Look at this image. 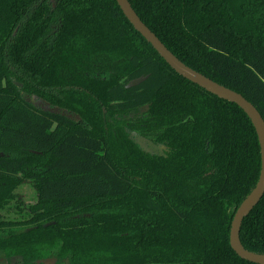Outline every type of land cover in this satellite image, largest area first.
I'll list each match as a JSON object with an SVG mask.
<instances>
[{"label":"trees","instance_id":"trees-1","mask_svg":"<svg viewBox=\"0 0 264 264\" xmlns=\"http://www.w3.org/2000/svg\"><path fill=\"white\" fill-rule=\"evenodd\" d=\"M129 1L178 58L264 118V0ZM27 96L57 99L80 120ZM260 170L248 115L173 70L116 0H0L1 256L255 264L232 249L230 229ZM25 183L33 204L17 194ZM240 237L264 253V196Z\"/></svg>","mask_w":264,"mask_h":264},{"label":"water","instance_id":"water-1","mask_svg":"<svg viewBox=\"0 0 264 264\" xmlns=\"http://www.w3.org/2000/svg\"><path fill=\"white\" fill-rule=\"evenodd\" d=\"M120 6L123 14L133 25L134 29L138 31L148 43L158 52V54L175 70L179 75L193 82L194 84L205 89L209 93L218 96L221 99L237 104L250 118L260 144L261 153V170L259 179L255 187L243 199L236 209L230 229V245L239 257L255 264H264V253L254 252L247 249L240 237L241 227L244 219L250 212L258 205L264 196V118L258 108L250 102L243 94L213 80L205 74L195 70L180 58H178L162 41L161 39L143 22L137 12L134 10L129 0H116ZM147 77H140L132 80L128 87L136 86L144 81ZM36 98V97H35ZM36 105V103H34ZM45 111L55 113L58 108L51 107L50 104H45ZM148 107V106H146ZM64 115V114H63ZM134 141L141 149L150 154L163 153L165 146L158 145L152 140L138 134L132 133Z\"/></svg>","mask_w":264,"mask_h":264},{"label":"flooded vegetation","instance_id":"flooded-vegetation-1","mask_svg":"<svg viewBox=\"0 0 264 264\" xmlns=\"http://www.w3.org/2000/svg\"><path fill=\"white\" fill-rule=\"evenodd\" d=\"M27 99L29 101L36 103V105L40 109H42L43 111H45V108H46L45 104L47 103V104H50L51 107L58 108L57 112H55L53 114H61V115L64 114V116H67V117L74 119L76 121L80 120V117L78 115H76L74 112H72V110H68L67 108H65L63 106H59L60 102L57 99H53L52 102L45 100L43 96H41L40 98L39 97L32 98V97L27 96ZM133 132L134 131L131 132V138L134 139V137L132 135ZM0 264H20V263L17 261V258L15 256L6 258V257L0 255ZM36 264H68V263L67 262H59L57 260V258H55V257H47V258L37 260Z\"/></svg>","mask_w":264,"mask_h":264},{"label":"rangeland","instance_id":"rangeland-1","mask_svg":"<svg viewBox=\"0 0 264 264\" xmlns=\"http://www.w3.org/2000/svg\"><path fill=\"white\" fill-rule=\"evenodd\" d=\"M17 194L26 204H33L37 199L36 192L30 183H25L20 186L17 190ZM3 213L5 212H2V214ZM11 216H14V214H11Z\"/></svg>","mask_w":264,"mask_h":264}]
</instances>
